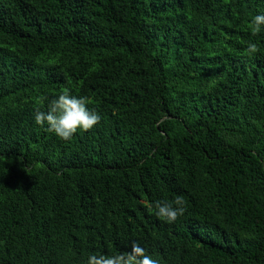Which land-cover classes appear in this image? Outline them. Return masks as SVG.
<instances>
[{
    "label": "trees",
    "instance_id": "16d2710c",
    "mask_svg": "<svg viewBox=\"0 0 264 264\" xmlns=\"http://www.w3.org/2000/svg\"><path fill=\"white\" fill-rule=\"evenodd\" d=\"M264 0H0V264H264ZM259 51L245 54L246 42ZM67 90L101 120L34 114ZM183 196L173 223L147 210Z\"/></svg>",
    "mask_w": 264,
    "mask_h": 264
},
{
    "label": "clouds",
    "instance_id": "9594fccd",
    "mask_svg": "<svg viewBox=\"0 0 264 264\" xmlns=\"http://www.w3.org/2000/svg\"><path fill=\"white\" fill-rule=\"evenodd\" d=\"M253 36L264 31V12H259L248 23ZM245 54L253 56L259 51L258 43L246 42ZM100 114L88 107L87 97L70 95L67 90L61 92L48 102L47 111L37 110L34 121L37 125H47V131L58 138L69 140L78 130L87 131L98 125ZM183 196H175L171 201L155 200L147 205V210L158 219L173 223L185 213ZM84 264H159L157 259L147 254L138 241H132L129 250L116 254H90Z\"/></svg>",
    "mask_w": 264,
    "mask_h": 264
}]
</instances>
